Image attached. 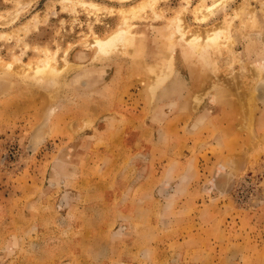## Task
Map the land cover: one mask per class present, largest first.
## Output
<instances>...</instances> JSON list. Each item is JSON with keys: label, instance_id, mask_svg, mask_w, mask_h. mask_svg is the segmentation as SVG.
<instances>
[{"label": "rangeland", "instance_id": "374dc122", "mask_svg": "<svg viewBox=\"0 0 264 264\" xmlns=\"http://www.w3.org/2000/svg\"><path fill=\"white\" fill-rule=\"evenodd\" d=\"M0 264H264V0H0Z\"/></svg>", "mask_w": 264, "mask_h": 264}, {"label": "bare ground", "instance_id": "6f19581e", "mask_svg": "<svg viewBox=\"0 0 264 264\" xmlns=\"http://www.w3.org/2000/svg\"><path fill=\"white\" fill-rule=\"evenodd\" d=\"M92 6H97V5H95V3H92ZM176 19L178 18L176 17ZM128 37H129L128 29L122 27L116 30L115 32H113L110 36L106 37L105 40H97L96 43L100 47L99 50H102L105 52V50H108L111 47H113L114 46L113 44H116L117 41L124 40V39L127 41ZM49 71L51 70L49 69Z\"/></svg>", "mask_w": 264, "mask_h": 264}]
</instances>
